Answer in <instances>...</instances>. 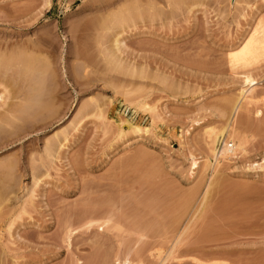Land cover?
<instances>
[{
  "label": "rangeland",
  "instance_id": "374dc122",
  "mask_svg": "<svg viewBox=\"0 0 264 264\" xmlns=\"http://www.w3.org/2000/svg\"><path fill=\"white\" fill-rule=\"evenodd\" d=\"M230 3L0 0V264H264V0Z\"/></svg>",
  "mask_w": 264,
  "mask_h": 264
},
{
  "label": "bare ground",
  "instance_id": "6f19581e",
  "mask_svg": "<svg viewBox=\"0 0 264 264\" xmlns=\"http://www.w3.org/2000/svg\"><path fill=\"white\" fill-rule=\"evenodd\" d=\"M230 2H231L230 4H234V5H235L236 3H237V4H240V3L242 2V0H230ZM128 3H129V2H128ZM126 4H127V3H126ZM126 4H125V5H126ZM237 4H236V5H237ZM136 9H137V8H136ZM138 9H139V8H138ZM171 10H172V9H171ZM126 11H127V10H126ZM130 11H131V10H130ZM113 13H114V12H113ZM119 13H120V12H119ZM122 13H124V12H121V14L117 15L118 18L120 17V18L118 19V22H120V24H121L122 22H125V20H126V19H123ZM150 14H151V13H150ZM124 15H126V14H124ZM130 15H131V12H130ZM154 15H155V14H154ZM112 16H113V14H112ZM121 16H122V17H121ZM127 16H128V14H127ZM127 16H126V17H127ZM131 17H132V16H131ZM169 17H170V16H169ZM111 18H112V17H111ZM115 18H116V17H115ZM127 18H128V17H127ZM116 19H117V18H116ZM130 19H131V18H130ZM128 20H129V19H128ZM115 22L117 23L116 20L114 21V23H115ZM111 23H112V22H111ZM122 24H124V23H122ZM108 26H109V25H108ZM103 27H104V26H103ZM104 30H105V29H104ZM121 32H122V31H121ZM114 34H115V33H114ZM101 35H102V34H101ZM115 35H116V34H115ZM118 36H119V35H118ZM118 36L115 37V39H114V40H115V41H114L115 43H114L113 41H112V42L115 44V46H116V48L118 49V51H120V48H121V47H120V46H121L120 44H122V42H123V40H125V38H124V36H123V38H120V37H118ZM98 39H99V38H98ZM5 47H6V46H5ZM114 48H115V47H114ZM117 49H116V50H117ZM108 51H109V50H108ZM109 52H112V51H109ZM120 52H121V51H120ZM35 53H36V52H35ZM115 54H116V53H115V51H114L113 55H112V54H111V55L114 56ZM121 54H122V53H121ZM116 56H117V54H116ZM116 56H115V58H116ZM106 57H107V56H106ZM120 57H121V56H120ZM23 58H24V57H23ZM25 58H26V57H25ZM115 58H114V59H115ZM121 58H122V57H121ZM18 59H19V58H18ZM110 59H111V58H110ZM116 59H117V58H116ZM116 59H115V61H116ZM24 60H25V59H24ZM26 60H27V59H26ZM30 60H31V59H30ZM34 60H35V59H34ZM5 61H6V60H5ZM20 61H22V60H20ZM32 61H33V60H32ZM112 61H113V59H112ZM122 61H123V60H122ZM3 62H4V61H3ZM30 62H31V61H28V62H27V61L20 62L21 65L24 67V68H22V69H26L25 71H23V70L21 69L24 73H25L26 71L28 72L29 70H30L31 73H32L34 67H33V65L31 66V63H30ZM117 62H118V60H117ZM4 63H6V62H4ZM49 63H50V62H49ZM49 63H48V64H49ZM115 63H116V62H115ZM119 64H120V62H119ZM18 65H19V64H18ZM5 66H6V65H5ZM111 66H112V65H111ZM118 66H119V65H118ZM3 67H4V66H3ZM42 68H43V67H42ZM130 68H131V67H130ZM9 69H10V68H9ZM9 69H8V70H9ZM43 69H44V68H43ZM2 70H3V69H2ZM127 70H129V69H127ZM41 71H42V70H41ZM116 71H117V70H116ZM19 72H20V71H19ZM27 72H26V73H27ZM132 72H133V71H132ZM24 73H23V74H24ZM35 73H37V72H36V69H35L34 75H33V74H30V72H29V74H28V76H27L28 79H29V77H30V79L32 78L31 81L34 80V77H35V79H36L37 77L35 76ZM40 73H41V72H40ZM248 74H249V73H248ZM248 74L246 75V76H247L246 79H248L247 81L249 82V84H250V83L252 84V83L255 81V79L251 76V74H249V75H248ZM36 75H37V74H36ZM42 76H43V75H42ZM38 77H40V75H39ZM140 77H141V76H140ZM44 78H45V77H44ZM20 79H21V78H20ZM40 79H41V77L38 79V81H39V83H37V84H38V88H39V86H40L39 84H41ZM42 79H43V78H42ZM36 80H37V79H36ZM27 81H28V80H27ZM27 81H26V82H27ZM38 81H37V82H38ZM9 82H10V81H9ZM133 82H134V81H133ZM248 82H247V83H248ZM5 83H6V82H5ZM42 84H43V82H42ZM253 85H255V83H254ZM253 85H252V86H253ZM35 86H36V85H35ZM252 86H250L251 88L249 87L250 89H248V90H246V91H242V93L240 94V95H241V98L237 99L236 102L233 101V102H235V103L232 104L233 106L231 105V106H232V108H231L232 111L236 112L238 109L241 108V106H242L244 103H246V104L248 105V103H250V102L252 101V99L255 97V96H254V95H255V94H254V91H255V88H256V87H252ZM255 86H256V85H255ZM29 87H31V86L29 85ZM32 87H33V86H32ZM40 87L42 88L43 85H41ZM24 88H25V87H24ZM33 88L35 89L36 87H33ZM38 88L35 89V90H36V94L33 93V95H32L31 92H29V91H28V92H29V95L27 94V95H28L27 98H29L28 100H30L29 102L31 103V101H32V103H31V105H30V106H32V107H33V105L35 104L34 102H36L35 106H36V107L38 106L37 103H38V101H40V97H41L40 95H42V93H43V90H40V88H39V89H38ZM43 88H44V87H43ZM31 89H32V88H31ZM31 89H30V91H31ZM34 89H33V90H34ZM37 89H38V90H37ZM35 90H34L33 92H35ZM39 90L42 92L41 94L39 93V92H40ZM38 91H39V92H38ZM44 91H45V90H44ZM28 92H26V93H28ZM44 93H45V92H44ZM13 94H14V93H13ZM30 94H31V95H30ZM24 95H25V93H24ZM44 95H45V94H44ZM44 95H42V96H44ZM23 97H24V96H23ZM25 98H26V97H25ZM27 98H26V101H27ZM41 98H42V97H41ZM42 99H43V98H42ZM254 99H256V97H255ZM41 101H42V103L44 102L43 100H41ZM30 103H28V104H30ZM40 103H41V102H40ZM251 103H252V102H251ZM28 104L26 103V105H28ZM32 104H33V105H32ZM145 104H146V103H145ZM18 105H19V104H18ZM40 105H41V104H40ZM40 105H39V108H41ZM46 105H47V104H46ZM90 105H91V104H90ZM16 106H17V105H16ZM19 106H20V108H17V109H19L20 111H22L23 113H25L24 116H26V113H27L28 107H26V106H22V107H21V105H19ZM43 106H44V104H43ZM95 106H96V104H95ZM148 106H149V105H148ZM23 107H24V108H23ZM36 107H35V108H36ZM86 107H87V106H86ZM242 107H243V106H242ZM30 108H31V107H30ZM30 108H29V109H30ZM33 108H34V107H33ZM43 108H45V107H43ZM17 109H16V110H17ZM46 109H48V107H47ZM12 110H13V109H12ZM14 110H15V109H14ZM14 110H13V112H14ZM16 110H15V111H16ZM19 110H18V111H19ZM32 110H33V109H32ZM40 110H41V109H40ZM25 111H26V112H25ZM28 111L30 112L31 110H28ZM35 111H36V110H35ZM16 112H17V111H16ZM22 112H21V114H22ZM47 112H48V111H47ZM149 112H150V111H149ZM18 113H19V112H18ZM32 113L34 114L35 112L33 111ZM32 113H31V114H32ZM226 113H227V112H226ZM14 114H15V113H14ZM39 114H40V113H39ZM16 115H17V113H16ZM35 115H36V114H35ZM24 116H23V118H25ZM28 116H29V115H28ZM36 116H37V115H36ZM12 117H13V116H12ZM32 117H35V116L32 115ZM38 117H39V116H38ZM4 118H5V117H4ZM18 118H19L18 120H20L21 115H20V117H19V115H18ZM27 118H28V117L26 116V119H27ZM29 118H30V116H29ZM6 119H7V122H9L8 120H9L10 118H9V119L6 118ZM6 119H4V121H6ZM21 119H22V118H21ZM0 120H1V119H0ZM10 120H11V119H10ZM22 120H24V119H22ZM31 120H32V119H31ZM1 121H2V120H1ZM4 121H2V122H4ZM11 121H12V120H11ZM10 123H11V122H10ZM130 124H131V123H130ZM226 125H228V124H226ZM0 126H1V125H0ZM5 126H7V125H5ZM129 126H131V129L133 128V130H136V131L138 130V128H140L139 125H138L139 127H137V125H135L136 127H132V126H134V125H129ZM228 126H230V125H228ZM228 126H224V127L221 126V127H223V128L221 129L220 132H217V131L213 132V131H214L213 129H212V131H209V132H208V139L210 138L209 140L211 141V149H210V151H212L211 153H213V155H214V157H215V158L212 157V158H214L213 160H218V159L220 158V156H221V154H219V153H221V150H224V148H225V146H223V139H224V135H225L224 133L227 132L226 130H227L228 128H230V131H231L230 133H232V132L234 131V130H233V128H235L234 126H233L232 129H231L232 126H231V127H228ZM129 128H130V127H129ZM135 128H136V129H135ZM141 128H142V127H141ZM235 129H236V128H235ZM236 133H237V132H236ZM232 134L234 135L235 133L233 132ZM233 135H231V136H233ZM64 138H65V137H64ZM64 138H63V140H65ZM61 141H62V140H61ZM59 143H60V142H59ZM60 144H61V143H60ZM232 144H233V148H234V143H232ZM57 145H58V143H57ZM61 146H62V145H61ZM209 148H210V147H209ZM221 148H223V149H221ZM233 148H232V149H233ZM48 149H49V148H48ZM51 149H52V148H51ZM218 154H219L220 156H219ZM217 157H219V158L217 159ZM219 160H220V159H219ZM214 162H215V161H214ZM220 163H221V161H220V162H219V161L216 162V163L214 164V168H212V169H217V166L220 165ZM211 164H212V163L210 162V160H208V162H207V166H211ZM216 164H217V165H216ZM192 165H193L194 167H197V165H198V161H197L196 159H193V163H192ZM204 166H205V165H204ZM207 166H206V167H207ZM194 167H193V169H194ZM206 169H207V168H206ZM214 171H215V170H214ZM212 182H213V181H212ZM206 203H207V202H206ZM203 205H204V204H203ZM245 205H246V204H245ZM244 210H245V209H244ZM199 227H200V226H199ZM207 229H208V228H207ZM209 230H210V228H209ZM211 231H212V230H211ZM181 232H182V231H181ZM186 232H187V231H186ZM202 233H203V232H202ZM202 233H201V234H202ZM205 233H206V232H205ZM208 233H209V231H208ZM208 233H206V234L203 233V235H202L203 238L201 239V237H200L201 241H202V240H206L205 238H207V240H208V236H207ZM220 233H221V232H220ZM190 234H191V233H190ZM208 235H209V234H208ZM222 235H223V234H222ZM68 238H69V237H68ZM181 238H182V237H181ZM184 238H185V237H184ZM182 239H183V238H182ZM182 239H180V240L182 241ZM198 239H199V238H198ZM210 239H211V238H210ZM214 239H215V238H214ZM181 241H179V240L176 241L177 244L174 246V247H175V248H173L174 250H175L177 247H179V245L181 244ZM183 241H184V240H183ZM203 242H204V241H203ZM199 243H200V242H199ZM206 243H207V242H206ZM191 244H192V243H191ZM180 246H181V245H180ZM182 246H183V245H182ZM197 247H198V246H197ZM197 247H196V248H197ZM175 251H176V250H175ZM174 253H175L174 251H173V252L171 251V254H172L171 256L173 257V259H175V258H176V259L179 258V259H177V260H180V261H181L180 257H176V256H174ZM181 253H182V252H181ZM183 253H184V252H183ZM218 255H219V254H218ZM177 256H178V255H177ZM184 258H185V257H184ZM193 258H194V259H193L194 261L196 260V263H201L199 259H197V258H195V257H193ZM209 258H210V257H209ZM126 261H127V260H126ZM126 261H125V262L123 261V262H124L123 264H127L128 262L126 263Z\"/></svg>",
  "mask_w": 264,
  "mask_h": 264
},
{
  "label": "built area",
  "instance_id": "2783aa9c",
  "mask_svg": "<svg viewBox=\"0 0 264 264\" xmlns=\"http://www.w3.org/2000/svg\"><path fill=\"white\" fill-rule=\"evenodd\" d=\"M227 147H228L229 149H232V148H233V144H232L231 141L228 143Z\"/></svg>",
  "mask_w": 264,
  "mask_h": 264
}]
</instances>
